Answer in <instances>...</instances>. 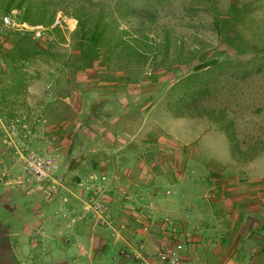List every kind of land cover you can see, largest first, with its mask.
<instances>
[{
	"label": "rangeland",
	"instance_id": "obj_1",
	"mask_svg": "<svg viewBox=\"0 0 264 264\" xmlns=\"http://www.w3.org/2000/svg\"><path fill=\"white\" fill-rule=\"evenodd\" d=\"M8 3L15 20L28 5L31 17L54 11V21L73 19L76 27L49 26L51 41L20 55L13 42L22 34L1 29ZM96 18L114 38L99 57L84 59L75 31L80 20L88 29ZM118 36L145 56L113 47ZM207 60L216 63L195 71ZM119 92L128 103L122 115L117 99H104ZM146 105L154 108L144 119ZM167 113L197 115L200 129L229 133L206 134L199 151L187 145L179 162ZM10 122L29 146L58 154L56 183L27 178L3 143ZM146 139L149 152L141 150ZM112 149L142 153L151 164L116 169L108 163ZM209 154L232 158L206 161ZM253 192H264V0H0V264H155L154 244L158 250L172 240V226L190 264H202L210 239L228 236L214 222L229 223L233 203ZM84 237L96 245L90 263H76L83 248L73 243ZM122 238L132 246H119ZM103 240L117 246L99 258ZM140 241L143 259L132 251ZM121 249L129 260H112Z\"/></svg>",
	"mask_w": 264,
	"mask_h": 264
},
{
	"label": "crops",
	"instance_id": "obj_2",
	"mask_svg": "<svg viewBox=\"0 0 264 264\" xmlns=\"http://www.w3.org/2000/svg\"><path fill=\"white\" fill-rule=\"evenodd\" d=\"M109 97H114L115 99H117L116 108L117 109L121 108L120 115H122L124 113L123 110L125 106L128 104L126 102L127 101L126 98L123 96V92L116 93L115 95H105L104 99H107ZM153 108H154L153 105H151L150 107L146 105L144 107V110L141 112L142 118L145 119L146 117L147 119V116L149 115V113ZM116 112H117L116 114H119V109ZM167 114L168 115H166L164 118L165 121L169 124H173L172 130L167 129V133L171 135V137H173L175 141L174 150L178 153L179 157L177 161L179 162L186 161V156L181 155L183 153V149L186 151L188 147L187 145L189 144H191L189 145V147L193 146L191 151L198 149L197 146L200 145V143L206 142V140H204L206 134H207V138L205 139L207 140H211V139L214 140L215 136L218 137L219 135H222V133L226 136V132L220 127L200 129L199 118L194 117L197 115L188 118L183 115L174 117L171 116L169 113ZM125 117L126 116L122 117L121 120L125 119ZM144 123L145 122L143 120L141 125H144ZM210 133H214L213 134L214 136H208V134ZM147 141L148 139L144 140L141 150L149 152L150 150H153L154 146L152 143ZM228 145L230 150L229 140H228ZM163 149L165 148L162 149L160 148L161 151H163ZM208 149L209 148H207V150ZM111 153H112V157L108 163L110 164V166L116 169L140 167V166L142 167L151 164L148 162V160L145 157L140 156L143 155L142 153H140L139 155H135L134 157H130V152L129 154L128 153L126 154L125 150L121 152V150L112 149ZM208 156L209 159H207L206 161L212 160L218 163L232 158L231 155L227 156L225 159H220V157H218L217 155L209 154ZM189 160L193 161L194 163H199L198 161L200 160L205 161V158L204 159L191 158ZM171 161L173 160H170V162ZM99 163L101 162H95L94 166L99 165ZM240 203L238 202V204H240L239 206L236 205V203H233L234 208L229 213V215L231 216L229 223H227L226 225H222L220 223L214 222L215 226H213L212 229H214V231L216 232H222L225 230L228 233L227 234L228 236L226 239L225 238L210 239V243H209L210 250L202 254L201 257L202 264H264V192H256V193L253 192L249 195L248 198H244V200L241 201ZM186 211L182 214V217H184V219H187L191 215L190 214L191 208L187 209ZM212 213L213 216L218 214L216 210L215 212ZM183 224L186 225L185 223ZM3 225L5 226V224ZM143 228H146V226ZM103 242L104 243L99 244L100 246L99 245L97 246L99 247L98 250L99 258L106 257V255L111 251V248L115 249L114 247L117 246V242H109L108 240H103ZM169 242H170L169 239L164 238V240L160 243V245H164ZM111 243H113L112 246ZM157 244L158 243L154 244V247H156V251L158 248ZM74 245L82 246L83 249L79 251L80 255L79 254L76 255L75 256L76 258H74L73 261L77 263L78 261L81 260L83 263L85 262L90 263L91 250L96 245L95 240L91 238L85 239L84 237L81 240H77V244L73 243V246ZM118 245L119 246L122 245L124 249L126 245L132 246L129 243V241H127L125 238H122ZM142 245H144V242L140 241L136 247L135 246L132 247L133 255L135 254L134 257L137 259L140 258L143 259L142 251L140 249ZM123 253L124 250L121 249L119 250L118 253L119 255L117 254H114L115 256L111 255L112 260L117 259V257H119L120 263L122 261L124 262L125 259L129 260V258L128 257L126 258V255H123ZM7 257L8 259L6 258V260H8L9 262L13 261L12 255H8ZM184 257L188 260V262L190 263L192 262L191 257L186 252L184 254ZM1 259L4 260L3 258H0V262L2 261ZM155 262H156L155 264H160L157 258V252L155 254ZM133 264H141V263L139 262V260H135Z\"/></svg>",
	"mask_w": 264,
	"mask_h": 264
},
{
	"label": "built area",
	"instance_id": "obj_3",
	"mask_svg": "<svg viewBox=\"0 0 264 264\" xmlns=\"http://www.w3.org/2000/svg\"><path fill=\"white\" fill-rule=\"evenodd\" d=\"M65 22V26L62 24ZM53 25L59 27H66L70 30L75 29L76 21L73 19H56ZM1 29L18 31L21 34H31L34 37H40L46 34L47 27L41 23H29L27 21H18L11 17V14H5L1 18ZM17 124L10 122L5 131L3 143L5 146L13 150L19 159L25 174L29 180L37 185L44 184L45 182L56 183L55 174L59 169L58 154L54 152L40 151L25 143L22 136H20ZM25 127V125H22ZM90 178L95 180L97 175L95 173L90 174ZM104 178V177H102ZM96 189H100L99 187ZM99 190H96L97 194ZM92 201V200H91ZM96 212H103V203L94 198ZM92 201V202H93ZM172 240L169 243L164 244L157 250V258L160 264H190L184 257L186 252V241L181 240L178 236L177 227H171ZM188 235V234H186Z\"/></svg>",
	"mask_w": 264,
	"mask_h": 264
},
{
	"label": "trees",
	"instance_id": "obj_4",
	"mask_svg": "<svg viewBox=\"0 0 264 264\" xmlns=\"http://www.w3.org/2000/svg\"><path fill=\"white\" fill-rule=\"evenodd\" d=\"M19 6V5H17ZM3 11L5 14H9L11 11V5L8 3L3 7ZM45 12L40 11L37 16L31 17L29 14V7L28 5L24 7L23 14L20 17V21H27L29 23L35 24V23H41L45 27L49 28L52 27L53 30L59 31L60 27L58 25H53L54 22V11L51 12L49 15H45ZM75 33L80 34V38H82V41H79V45L81 46V57L84 59H90L99 57L98 49L101 48V45H107L108 41H111L114 38V30L109 29L106 30V25H101L98 18H96V21L90 28H85V24H83V21L80 20L79 24L77 26ZM50 32H52L50 30ZM17 34L16 40H14L15 48L18 51L20 55H26L28 53V50L31 49V53H39L43 48L41 47L42 40H48L51 41L47 36L42 35L40 37H34L31 34ZM26 43V44H25ZM113 47L121 46L124 49H132L135 51V54H138L142 57L145 56L144 53L139 52V50H135L136 48H132L131 44L126 42L125 40L117 37L115 41L112 43ZM216 63V60H207L205 62H202L195 66V71H198L201 68L206 67L209 64ZM189 78L195 77L197 74H189ZM229 132L226 131V134Z\"/></svg>",
	"mask_w": 264,
	"mask_h": 264
}]
</instances>
